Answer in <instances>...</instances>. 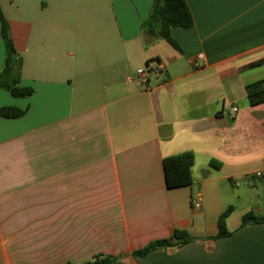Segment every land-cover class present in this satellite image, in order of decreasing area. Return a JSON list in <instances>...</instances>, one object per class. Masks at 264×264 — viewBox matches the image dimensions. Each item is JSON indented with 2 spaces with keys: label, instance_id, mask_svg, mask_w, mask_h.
<instances>
[{
  "label": "crops",
  "instance_id": "0c3cea01",
  "mask_svg": "<svg viewBox=\"0 0 264 264\" xmlns=\"http://www.w3.org/2000/svg\"><path fill=\"white\" fill-rule=\"evenodd\" d=\"M186 2L178 51L147 43L153 0H0V72L4 18L34 90L0 89V109L26 110L0 116V264H264V224L238 231L264 215V103L246 90L264 82V0ZM186 152L193 183L169 189L163 161ZM231 206L233 235L208 239ZM176 230L195 241L132 256Z\"/></svg>",
  "mask_w": 264,
  "mask_h": 264
},
{
  "label": "trees",
  "instance_id": "16d2710c",
  "mask_svg": "<svg viewBox=\"0 0 264 264\" xmlns=\"http://www.w3.org/2000/svg\"><path fill=\"white\" fill-rule=\"evenodd\" d=\"M194 26V19L186 0H153L150 14L143 23V31L147 34V43L160 39L174 49L180 51L179 45L173 39V29H190ZM1 34L5 43L6 57L3 69L0 72V89L9 91L16 98H25L33 95L34 90L21 86L20 60L10 36L8 23L2 18ZM248 104L257 106L264 103V82H257L246 87ZM26 110L13 107L0 109V116L8 119L20 118ZM195 164V155L192 152L182 153L165 158L163 167L166 184L169 189L186 187L193 183L192 169ZM221 163L210 162V167L220 169ZM234 207H229L218 219V234L208 238L212 241L233 235L227 230V219L233 213ZM264 224V215L247 213L242 217L238 231L250 225ZM195 241L186 231L176 230L169 238L157 240L144 249L133 252L135 258H143L156 251L180 249ZM125 256L97 255L84 264H122Z\"/></svg>",
  "mask_w": 264,
  "mask_h": 264
},
{
  "label": "built area",
  "instance_id": "2783aa9c",
  "mask_svg": "<svg viewBox=\"0 0 264 264\" xmlns=\"http://www.w3.org/2000/svg\"><path fill=\"white\" fill-rule=\"evenodd\" d=\"M200 60H204V56L202 54L198 55L196 60H195V66L199 67V61ZM146 70H148L146 68ZM145 69H140L137 71V77L135 79H133V81H135V83L139 86H147L148 85V74L147 71ZM239 113V108L237 106H232V118L237 117ZM257 177H261V174H257ZM193 207L194 208H199L200 207V203L198 201H194L193 202Z\"/></svg>",
  "mask_w": 264,
  "mask_h": 264
},
{
  "label": "rangeland",
  "instance_id": "374dc122",
  "mask_svg": "<svg viewBox=\"0 0 264 264\" xmlns=\"http://www.w3.org/2000/svg\"><path fill=\"white\" fill-rule=\"evenodd\" d=\"M161 44H162L163 46H165V48H168V49L172 50L171 47H169L168 43H166L165 41H162ZM254 198H255V197H254Z\"/></svg>",
  "mask_w": 264,
  "mask_h": 264
}]
</instances>
